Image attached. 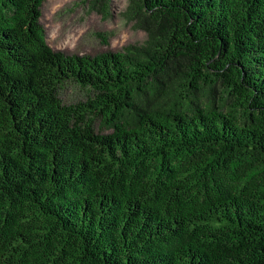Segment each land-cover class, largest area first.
Segmentation results:
<instances>
[{
  "label": "trees",
  "instance_id": "trees-1",
  "mask_svg": "<svg viewBox=\"0 0 264 264\" xmlns=\"http://www.w3.org/2000/svg\"><path fill=\"white\" fill-rule=\"evenodd\" d=\"M42 1L0 0V264H264V0H131L95 55Z\"/></svg>",
  "mask_w": 264,
  "mask_h": 264
},
{
  "label": "rangeland",
  "instance_id": "rangeland-1",
  "mask_svg": "<svg viewBox=\"0 0 264 264\" xmlns=\"http://www.w3.org/2000/svg\"><path fill=\"white\" fill-rule=\"evenodd\" d=\"M94 0H43L40 22L46 42L54 50L68 54L95 55L118 51L128 44L142 43L146 32L126 15L131 0H111L109 14L93 7ZM93 90L68 81L59 89L64 103L83 101Z\"/></svg>",
  "mask_w": 264,
  "mask_h": 264
}]
</instances>
